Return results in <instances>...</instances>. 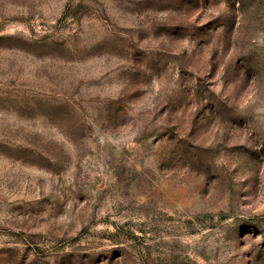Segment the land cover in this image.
Listing matches in <instances>:
<instances>
[{"label":"rangeland","instance_id":"1","mask_svg":"<svg viewBox=\"0 0 264 264\" xmlns=\"http://www.w3.org/2000/svg\"><path fill=\"white\" fill-rule=\"evenodd\" d=\"M0 264H264V0H0Z\"/></svg>","mask_w":264,"mask_h":264}]
</instances>
